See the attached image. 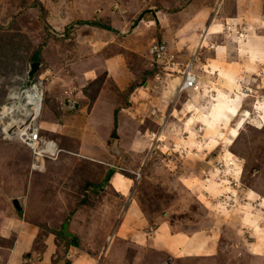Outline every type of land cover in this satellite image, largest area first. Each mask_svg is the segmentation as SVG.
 <instances>
[{
  "label": "rangeland",
  "instance_id": "obj_1",
  "mask_svg": "<svg viewBox=\"0 0 264 264\" xmlns=\"http://www.w3.org/2000/svg\"><path fill=\"white\" fill-rule=\"evenodd\" d=\"M233 3L0 0V259L264 264V74L230 86L203 65L220 42L207 25ZM31 62V123L60 150L40 170L5 117ZM188 62L196 87L177 93ZM95 94L98 109L72 120ZM110 168L122 186L92 189Z\"/></svg>",
  "mask_w": 264,
  "mask_h": 264
},
{
  "label": "crops",
  "instance_id": "obj_2",
  "mask_svg": "<svg viewBox=\"0 0 264 264\" xmlns=\"http://www.w3.org/2000/svg\"><path fill=\"white\" fill-rule=\"evenodd\" d=\"M263 30L264 0H234V3L231 5V12L229 15H220L219 19H216L214 22L211 21V23L207 25L205 35L210 34V32L211 34L213 32L217 35L220 34V36H218V38H220V42L213 47L212 59H206L207 63H203V65H210L212 67L210 71H213L211 76H214V78L220 82L230 81V83H228L230 86L232 82L241 86V83L246 84L247 82L252 81V78L255 76V72L257 71L260 72L257 73V77H261L264 74ZM117 84L118 89L120 90L126 87V82H117ZM228 84L225 86L227 87ZM97 98L99 97L96 95L91 103L79 106L77 115L82 112L88 113L93 109H98ZM237 98L238 104H236V107L240 105V101L242 100V97L237 96ZM218 101H220L218 103L220 106L224 105V102L228 103L224 98H220ZM88 105L90 106V108L88 107L90 111H87ZM215 107L216 106H214V108ZM109 110L108 112L111 111ZM119 111H122V109ZM226 113L230 115L229 112ZM261 113H264V109L262 112H259V114ZM81 116L82 115H79V117L76 116L72 120H77L79 118V122ZM86 117L88 118L89 115ZM67 127L68 126H66V129ZM69 127L71 130L72 127ZM135 137L137 138V136ZM132 143L134 142H131V145ZM113 160L117 165L119 160H117V158H113ZM116 174L117 173L114 172L112 173V176H110V183H120L122 186V182H119L117 179L114 180ZM126 184L127 183L125 182V186L123 185L121 188L125 189L127 187ZM44 257L40 258V260L45 259ZM19 259L20 257L15 249H8L7 254L0 259V264H19ZM40 262H43V260Z\"/></svg>",
  "mask_w": 264,
  "mask_h": 264
},
{
  "label": "built area",
  "instance_id": "obj_3",
  "mask_svg": "<svg viewBox=\"0 0 264 264\" xmlns=\"http://www.w3.org/2000/svg\"><path fill=\"white\" fill-rule=\"evenodd\" d=\"M157 48L155 47V50L151 51V54L153 56V60L157 61L160 59L161 53H159V49L161 48L159 45ZM180 73V82L177 86V92H181L182 90L189 89V88H195V75L191 71V63L188 62L182 66V69L179 71ZM39 84V83H36ZM262 84V83H261ZM35 85V84H34ZM33 121V120H32ZM30 122H23L19 126H15L16 128H19L20 131L18 133L19 139L29 150L31 151L33 162H32V169L34 170H40L42 168L41 162L39 160H42L43 158H52L53 154L55 151H60L59 149L56 148V145L49 140H45L43 137L41 138L38 135V126L35 125L34 123ZM26 123V125H25ZM21 127V128H20ZM9 129V133L12 134L11 128ZM3 128V133H5ZM8 133V131H7Z\"/></svg>",
  "mask_w": 264,
  "mask_h": 264
},
{
  "label": "bare ground",
  "instance_id": "obj_4",
  "mask_svg": "<svg viewBox=\"0 0 264 264\" xmlns=\"http://www.w3.org/2000/svg\"><path fill=\"white\" fill-rule=\"evenodd\" d=\"M28 86V85H27ZM16 97V96H15ZM20 101L16 105H11L7 109L6 118L10 119V127L22 124L23 122H30L38 116L40 109L41 93L34 84L21 91ZM12 99H15L12 97ZM33 159L31 161L32 165Z\"/></svg>",
  "mask_w": 264,
  "mask_h": 264
},
{
  "label": "trees",
  "instance_id": "obj_5",
  "mask_svg": "<svg viewBox=\"0 0 264 264\" xmlns=\"http://www.w3.org/2000/svg\"><path fill=\"white\" fill-rule=\"evenodd\" d=\"M37 59V58H36ZM33 60H35V57L33 58ZM95 96H96V94L93 96V97H90L91 98V101H90V103L94 100V98H95ZM110 136H112V138H114V133L112 132V134H110ZM117 160H118V158H117ZM113 170V169H112ZM111 169H108V170H106V172H105V174H104V177L102 178V180H101V182H100V184L99 185H96V186H94V185H89L92 189H94V188H99L103 183H105V182H108L109 181V178H110V176H111V174L113 173V171H112ZM76 238L74 237H72V241L68 244L70 247H69V249H72L73 247H75L76 246V240H75Z\"/></svg>",
  "mask_w": 264,
  "mask_h": 264
},
{
  "label": "water",
  "instance_id": "obj_6",
  "mask_svg": "<svg viewBox=\"0 0 264 264\" xmlns=\"http://www.w3.org/2000/svg\"><path fill=\"white\" fill-rule=\"evenodd\" d=\"M39 66H40L39 62H31L29 64V68H28L27 75H26V78H27L26 85L30 84V82L33 78V75L38 70ZM74 105H75V107L77 106L76 104H74ZM12 204L14 205L16 210H19L18 204L15 200H13Z\"/></svg>",
  "mask_w": 264,
  "mask_h": 264
},
{
  "label": "clouds",
  "instance_id": "obj_7",
  "mask_svg": "<svg viewBox=\"0 0 264 264\" xmlns=\"http://www.w3.org/2000/svg\"><path fill=\"white\" fill-rule=\"evenodd\" d=\"M186 90V89H185ZM183 91V90H182ZM177 93H180V92H177Z\"/></svg>",
  "mask_w": 264,
  "mask_h": 264
}]
</instances>
